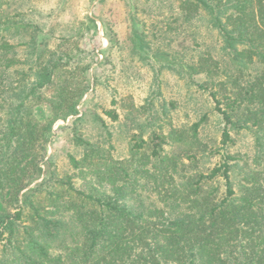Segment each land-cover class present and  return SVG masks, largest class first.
Listing matches in <instances>:
<instances>
[{"label": "trees", "instance_id": "obj_1", "mask_svg": "<svg viewBox=\"0 0 264 264\" xmlns=\"http://www.w3.org/2000/svg\"><path fill=\"white\" fill-rule=\"evenodd\" d=\"M179 7L186 20L209 16L229 58L222 72L210 55L187 69L192 78L203 76L196 85L208 90L220 114L219 162L186 175L184 158L197 160L189 150L202 145L198 131L207 115L159 133L164 117L150 100L141 107L150 132L147 139L142 130L134 135L128 158L114 160L74 134L84 151L68 155L75 173L64 177L42 164L54 122L76 114L90 88V65L81 61L78 42L67 43L72 35H59L48 50L51 29L38 39V24L0 7V264H264V0H180ZM41 104L48 107L44 120L33 113ZM119 104L129 114L141 109L129 96ZM158 109L168 111L165 102ZM108 114L117 120L115 111ZM240 130L254 135L249 159L229 150L232 132ZM151 156L158 157L154 173ZM216 179L223 181L222 197L204 190ZM148 190L155 200L146 201Z\"/></svg>", "mask_w": 264, "mask_h": 264}, {"label": "rangeland", "instance_id": "obj_2", "mask_svg": "<svg viewBox=\"0 0 264 264\" xmlns=\"http://www.w3.org/2000/svg\"><path fill=\"white\" fill-rule=\"evenodd\" d=\"M179 5L180 0H0V7L14 17L19 14L22 19L41 27L38 39L48 29L52 30L48 50L59 43V35H72L67 43L74 45L78 42L81 61L90 65L86 71L90 88L80 98L76 114L54 122L43 167L51 163L56 177L75 173L68 155L79 158L84 148L74 142V134L108 150L114 160H125L136 141L135 136L142 130L143 139L148 137L150 128L148 121L144 125V120L150 116L148 110L144 112L141 107H146L150 100L159 113L157 117H164L158 122L161 126L159 133L170 127L190 126L201 115H207L198 131L202 145L195 144L189 150V155L194 154L197 160L184 158L188 166L186 175L198 171L206 173L219 162L220 155L214 151L221 145L220 114L215 110V102L208 90L196 85L203 76L194 75L192 78L187 69L199 56L210 55L218 60L222 72L229 70V58L222 49L217 30L209 24V16L200 12L186 20ZM102 20L107 21L106 28ZM105 29H111L115 34L112 41ZM78 30L84 34L77 40L74 33ZM128 96L135 107L141 109L129 114L122 108L120 100ZM112 100L116 103L112 104ZM161 102L168 107L164 115L158 109ZM112 110L118 114L117 120H112L108 114ZM33 113L44 120L48 117V107L37 105ZM96 117L104 120L108 132ZM232 136L234 144L229 150L240 159L251 158L254 135L240 130L232 132ZM169 149L164 145V151ZM151 160L148 167L154 173L158 157L151 156ZM178 180L179 174H175L173 182ZM79 182L76 181V185ZM213 189L218 197H222L223 181L216 179L204 186V190ZM143 193L147 202L157 198L150 190Z\"/></svg>", "mask_w": 264, "mask_h": 264}]
</instances>
